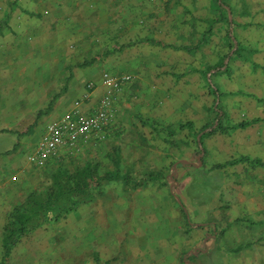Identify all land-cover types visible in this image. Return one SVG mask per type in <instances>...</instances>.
<instances>
[{"label":"rangeland","instance_id":"rangeland-1","mask_svg":"<svg viewBox=\"0 0 264 264\" xmlns=\"http://www.w3.org/2000/svg\"><path fill=\"white\" fill-rule=\"evenodd\" d=\"M74 17L87 21L91 52L69 58V71L89 64L104 92L105 79L115 81L117 130L60 157L62 166L119 178L57 222L32 221L5 257L14 209L43 196L52 173L31 181L3 172L0 264H264V0H0V132L14 134L9 143L50 122L52 98L87 102L79 91L92 76L78 88L62 79L39 108L1 102L3 86L29 81L24 66H36L21 45L30 28ZM10 153L23 156L17 146L0 156Z\"/></svg>","mask_w":264,"mask_h":264},{"label":"crops","instance_id":"crops-1","mask_svg":"<svg viewBox=\"0 0 264 264\" xmlns=\"http://www.w3.org/2000/svg\"><path fill=\"white\" fill-rule=\"evenodd\" d=\"M84 18L85 17H74L73 21L59 19L57 24H55V21H51L47 27L44 26L41 28L36 26V29L30 28L27 34L30 36V42L26 41V38H23L21 40L23 44L21 45L26 44L25 48L27 49L28 47L30 49L26 57L28 59H34L36 66L31 64L24 66L26 69L25 71L28 73L29 81L26 80L27 78H24L21 83L15 87L11 82L8 92H4L3 89L7 86H3L1 91L5 96V100L1 101L2 104L9 103L8 101L11 100V108H13L14 104H17L19 105V109H21L20 104L22 103H29L37 107L39 104L45 102L44 100L48 97L50 92H53V88L50 89V87H58L62 79H69V83H72L74 87L76 86L78 88L83 78L92 76L94 82L93 88L89 89L87 87L88 91H79V95H84L86 93V103H82L80 107H75L76 103L70 102L69 97L61 98V96H59L55 100L52 98L49 102L50 106L46 118L50 119L51 122L61 118L65 113L76 108L83 114H91L94 111L98 105L99 99L104 93L101 80L102 77L98 75V72L94 74V69L92 71V69L89 68V64H84L83 66L75 65L74 69L69 71V58L77 60V58L87 56L90 54L89 52H91V40L87 38L88 25H86L87 21ZM72 45L74 46V51L69 54L67 49L68 47H72ZM26 52L27 51H25V53ZM116 52H119V50ZM111 53L113 52L111 51ZM77 70L78 72H75ZM25 77H27V74ZM25 113H29V110H26ZM44 128L38 134L36 131H33L29 137H22L25 132L22 133L19 131L20 133H16L18 136L16 142H12L13 139L11 137L14 134L10 131L0 132V143L5 141V145L0 147V152H8L17 145V148L21 151V155H23L19 157L16 154L10 153L5 157L0 156V179L3 172L13 173L14 171H18L17 173L23 174L24 179L32 181L33 179H40L42 173H53L55 169L62 166L60 157L52 159L43 169L36 168L27 159V155L33 151ZM111 128L108 132V136L111 135L115 129L117 130V127ZM8 136H11L10 143L6 141ZM95 144L96 143H89L86 145V147L83 148L84 152L87 153V151L92 150Z\"/></svg>","mask_w":264,"mask_h":264},{"label":"trees","instance_id":"trees-1","mask_svg":"<svg viewBox=\"0 0 264 264\" xmlns=\"http://www.w3.org/2000/svg\"><path fill=\"white\" fill-rule=\"evenodd\" d=\"M216 4L218 8L223 7L218 1ZM224 20H228L231 26V17L228 19L226 17H218L217 23ZM209 32L210 29L205 33L204 40ZM228 37L231 41L235 42L230 33ZM173 49L192 54V48L190 47L180 46L173 47ZM238 50L234 53H237ZM251 54L252 52L249 53L248 57ZM256 122H259V120L255 119L252 122H242L231 129L243 130ZM208 128L210 127H204L201 132H204ZM214 130L209 131L210 133L207 134H212ZM259 165L264 167V163L259 162ZM118 178L117 174L112 173H107L103 177H100L89 166L84 167L82 170H77L74 173H71L67 168L62 166L55 169L50 177L51 183L43 196H30L24 205L14 209L11 217L17 227L15 229L8 228L6 231V236L3 240L5 257L9 255L16 243L30 231L29 224L32 221L43 218L45 221L57 222L65 218L92 201L96 195H100L102 182L115 181Z\"/></svg>","mask_w":264,"mask_h":264},{"label":"built area","instance_id":"built-area-1","mask_svg":"<svg viewBox=\"0 0 264 264\" xmlns=\"http://www.w3.org/2000/svg\"><path fill=\"white\" fill-rule=\"evenodd\" d=\"M129 78L125 76L121 80L127 83ZM105 80L107 91L91 114L73 109L45 126L33 151L28 155L32 165L38 169L44 168L52 159L77 155L89 143L102 142L107 138L116 102L111 91L115 88V81L110 78ZM88 88L93 87L90 85Z\"/></svg>","mask_w":264,"mask_h":264}]
</instances>
